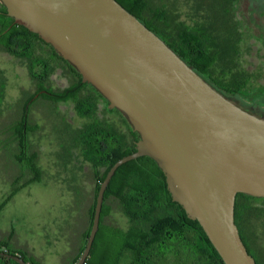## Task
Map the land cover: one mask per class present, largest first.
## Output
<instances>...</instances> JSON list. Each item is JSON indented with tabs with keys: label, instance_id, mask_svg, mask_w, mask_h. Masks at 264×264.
<instances>
[{
	"label": "water",
	"instance_id": "obj_1",
	"mask_svg": "<svg viewBox=\"0 0 264 264\" xmlns=\"http://www.w3.org/2000/svg\"><path fill=\"white\" fill-rule=\"evenodd\" d=\"M51 44L140 134L100 184L85 264L116 170L150 156L175 202L198 220L225 264H257L235 221L238 193L264 197V115L226 96L118 0H1ZM37 96V95H36ZM20 264V254L5 253Z\"/></svg>",
	"mask_w": 264,
	"mask_h": 264
},
{
	"label": "trees",
	"instance_id": "obj_2",
	"mask_svg": "<svg viewBox=\"0 0 264 264\" xmlns=\"http://www.w3.org/2000/svg\"><path fill=\"white\" fill-rule=\"evenodd\" d=\"M118 1L205 79L207 71L214 74L218 66L222 67L220 62L225 59L220 58V52L231 50L236 41L234 38L242 35L235 6L237 0H192L194 9L200 13V20L192 25L180 19L177 0ZM37 43L50 46L53 51L51 57L35 54ZM0 49L27 61L34 85L20 110L15 112L12 126L3 130L11 142L14 141L9 148L15 150L11 154L19 170L14 174L13 191L1 203L2 206L20 188L40 181L44 176L38 163V149L30 140L31 134L43 128L32 119L33 106L37 102L45 100L47 107L56 109L57 103L72 100L80 116L94 117V120L77 128L63 120L64 140L71 142L67 149L80 148L83 159L91 165L89 178L95 184L88 195L84 185L77 184L73 188L74 208L84 210L87 223L85 229L77 224L76 239L70 238L71 253L63 257L64 264H75L88 241L100 184L117 160L136 150L140 134L126 117L129 133L119 131L106 120L96 119L98 97L104 96L92 84L84 82L76 67L51 44L24 25L17 24L1 0ZM53 62L59 66L62 62L67 65L64 70L71 80L68 86L55 88L51 84L49 78L55 68ZM108 110L119 111L109 107ZM22 179L24 181L20 183ZM258 201L264 203V197L238 193L235 205V221L253 256L256 247L264 255V204ZM115 209L128 217L127 228L109 220ZM0 251L19 253L29 264H42L27 249H15L7 239L0 240ZM126 258L127 261L124 260ZM0 264L20 263L0 253ZM85 264L225 263L199 221L189 218L182 205L173 200L166 176L158 163L150 156H140L121 165L111 178L104 194L99 229Z\"/></svg>",
	"mask_w": 264,
	"mask_h": 264
},
{
	"label": "rangeland",
	"instance_id": "obj_3",
	"mask_svg": "<svg viewBox=\"0 0 264 264\" xmlns=\"http://www.w3.org/2000/svg\"><path fill=\"white\" fill-rule=\"evenodd\" d=\"M177 7L180 19L188 24L200 20V13L194 9L192 0H177ZM35 54L49 58L53 51L50 46L37 43ZM254 61L258 62V59ZM53 64L55 68L49 78L53 87L68 86L71 80L64 70L67 65L63 62L60 66ZM33 90L27 61L0 49V205L13 191L14 174L19 170L11 154L15 150L9 148L14 141L11 142L3 130L12 126L15 112L20 110L25 96ZM46 103L41 100L33 106L32 119L43 128L30 135L31 142L38 149V163L44 176L42 180L20 188L4 206L1 205L2 208L0 206V240L11 241L15 249H27L42 264H64L63 257L71 253L70 238L76 239L77 224L82 225L81 229L87 224L84 210L74 208L73 188L77 184L84 185L87 194L95 184L89 178L91 165L83 159L80 148L67 149L71 142L64 140L63 120L77 128L94 117L80 116L72 100L57 103L56 109L47 107ZM108 107L105 97H98L95 118L106 120L119 131L129 133L125 115L108 110ZM109 220L123 228L129 226L128 217L119 209L112 212Z\"/></svg>",
	"mask_w": 264,
	"mask_h": 264
},
{
	"label": "flooded vegetation",
	"instance_id": "obj_4",
	"mask_svg": "<svg viewBox=\"0 0 264 264\" xmlns=\"http://www.w3.org/2000/svg\"><path fill=\"white\" fill-rule=\"evenodd\" d=\"M235 6L242 35L234 38L231 50L220 52V58L225 59L220 62L222 67L218 66L214 74L207 71L205 77L242 107L264 115V0H237ZM256 248L255 259L258 264H264V255Z\"/></svg>",
	"mask_w": 264,
	"mask_h": 264
}]
</instances>
